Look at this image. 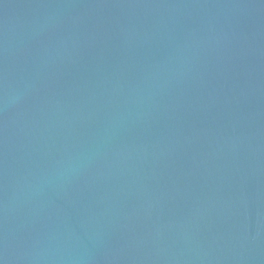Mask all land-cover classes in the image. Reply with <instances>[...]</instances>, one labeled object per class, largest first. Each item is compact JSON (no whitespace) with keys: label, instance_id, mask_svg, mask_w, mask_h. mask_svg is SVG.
Here are the masks:
<instances>
[{"label":"water","instance_id":"obj_1","mask_svg":"<svg viewBox=\"0 0 264 264\" xmlns=\"http://www.w3.org/2000/svg\"><path fill=\"white\" fill-rule=\"evenodd\" d=\"M0 264H264V0H0Z\"/></svg>","mask_w":264,"mask_h":264}]
</instances>
